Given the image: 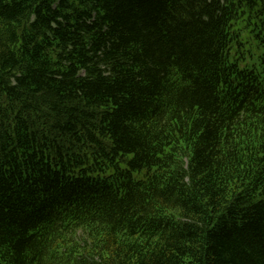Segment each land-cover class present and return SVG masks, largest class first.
<instances>
[{
    "label": "trees",
    "instance_id": "trees-1",
    "mask_svg": "<svg viewBox=\"0 0 264 264\" xmlns=\"http://www.w3.org/2000/svg\"><path fill=\"white\" fill-rule=\"evenodd\" d=\"M0 264H264V0H0Z\"/></svg>",
    "mask_w": 264,
    "mask_h": 264
}]
</instances>
